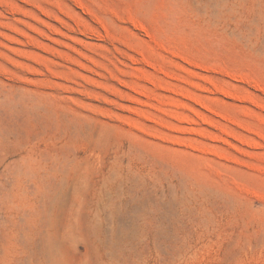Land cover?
Wrapping results in <instances>:
<instances>
[{"label": "rangeland", "instance_id": "374dc122", "mask_svg": "<svg viewBox=\"0 0 264 264\" xmlns=\"http://www.w3.org/2000/svg\"><path fill=\"white\" fill-rule=\"evenodd\" d=\"M0 120V264H264V0H0Z\"/></svg>", "mask_w": 264, "mask_h": 264}, {"label": "bare ground", "instance_id": "6f19581e", "mask_svg": "<svg viewBox=\"0 0 264 264\" xmlns=\"http://www.w3.org/2000/svg\"><path fill=\"white\" fill-rule=\"evenodd\" d=\"M4 104V103H3ZM4 106V105H3ZM7 109V108H6ZM8 110V109H7ZM6 110V111H7ZM10 110V109H9ZM20 110V109H19ZM6 111H4V112H6ZM13 115V114H12ZM11 116V115H10ZM31 116V115H30ZM7 118V117H6ZM17 118V117H16ZM21 118V117H20ZM16 120V119H15ZM1 121V120H0ZM19 122V121H18ZM2 125V124H1ZM9 125V124H8ZM15 125V124H14ZM1 129V128H0ZM5 130V132H6V129H4ZM1 133H2V131H1ZM7 133V132H6ZM11 135V134H10ZM2 137V136H1ZM7 139V138H6ZM15 142H16V140H15ZM6 153V152H5ZM18 156V155H17ZM4 158V157H3ZM28 160V159H27ZM21 161L23 162V161H25V160H22L21 159ZM29 161V160H28ZM52 161V160H51ZM21 162V163H22ZM26 164V161L25 162H23L22 164ZM44 163V162H43ZM60 163V162H59ZM14 164H15V162H14ZM18 164V163H17ZM16 164V167L18 166ZM9 165H10V163H9ZM58 165V164H57ZM6 166V165H5ZM12 166H14V165H12ZM55 166H56V164H55ZM61 166V165H60ZM60 166H58V167H60ZM7 167H8V165H7ZM10 167H11V165H10ZM15 167V166H14ZM15 167V168H16ZM39 167V166H38ZM52 167V166H51ZM27 168H28V166H27ZM57 168V167H56ZM62 168V167H61ZM9 169V168H8ZM18 169H19V167H18ZM50 169V168H49ZM52 169H53V167H52ZM58 169V168H57ZM52 186V185H51ZM60 189H62V185L61 186H58ZM54 196H55V198L53 197L52 199H50V201L48 202V204H50V205H55L56 204V201H57V199H56V196H57V189H55V186H54ZM58 202V201H57ZM109 208H111V205H110V207ZM114 208H116V207H114V205H113V209ZM113 211H115V209L113 210ZM113 211H110V215L113 217ZM18 213H19V211H18ZM17 214V213H16ZM16 214H15V216H16ZM18 216V215H17ZM15 218V217H14ZM11 222V221H10ZM14 222H15V219H14ZM16 225L18 224V223H15ZM152 224H153V222H152V220H147V219H145L144 220V222H143V224H142V226H143V230H144V240H143V244H145V246H148L149 247V245L152 243V241H155L156 240V242H157V238H158V236H159V231L157 232V230H154L153 228H152ZM19 225V224H18ZM177 232V231H176ZM175 232V233H176ZM174 235H176V234H174ZM176 238L175 240H173V241H171V242H176V241H178V239L179 238H177L178 236L176 235V236H173V238ZM47 239H49L50 237H46ZM171 239H172V237H171ZM53 241V240H52ZM48 242V244H54L55 243V245L56 244H58V242H56V241H53V242H49V241H47ZM46 242V243H47ZM174 243H172V244H174ZM152 245V244H151ZM150 245V246H151ZM174 246V245H173ZM177 247V246H176ZM178 250V249H177ZM176 250V251H177ZM177 253V252H176ZM109 262H111V260H109ZM113 262H115V260H113ZM124 262H125V260H124ZM128 263V260H127V262H126V264ZM131 264V263H130Z\"/></svg>", "mask_w": 264, "mask_h": 264}]
</instances>
